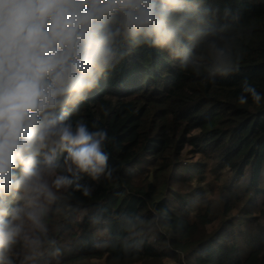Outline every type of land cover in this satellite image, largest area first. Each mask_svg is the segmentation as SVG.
<instances>
[{"label": "trees", "instance_id": "trees-1", "mask_svg": "<svg viewBox=\"0 0 264 264\" xmlns=\"http://www.w3.org/2000/svg\"><path fill=\"white\" fill-rule=\"evenodd\" d=\"M201 8L182 56L122 41L115 67L69 107L74 126L107 131V167L56 193L44 245L27 264H264V99H237L245 79L264 95V0ZM212 42L230 50L238 72L208 74ZM206 173L222 182L215 205L201 186ZM232 197L238 206L220 208Z\"/></svg>", "mask_w": 264, "mask_h": 264}, {"label": "clouds", "instance_id": "clouds-1", "mask_svg": "<svg viewBox=\"0 0 264 264\" xmlns=\"http://www.w3.org/2000/svg\"><path fill=\"white\" fill-rule=\"evenodd\" d=\"M201 3L0 0V264L34 259L56 193L82 187V173L98 180L105 172L107 131H90L84 122L74 126L69 107L115 67L122 41L151 43L182 56L185 38L205 20ZM210 47V76L239 71L230 50L215 42ZM249 97L256 104L264 99L245 79L238 103ZM16 244L28 250L22 259Z\"/></svg>", "mask_w": 264, "mask_h": 264}, {"label": "rangeland", "instance_id": "rangeland-1", "mask_svg": "<svg viewBox=\"0 0 264 264\" xmlns=\"http://www.w3.org/2000/svg\"><path fill=\"white\" fill-rule=\"evenodd\" d=\"M209 151V149L207 150ZM191 155L189 154L188 152V156ZM221 181L220 180H216L215 177L211 176L210 174L206 173L203 177V181H202V184L201 186L204 187L205 191H206V195H205V200L206 202H208L210 205H215L218 201H219V194H220V191H219V187L221 185ZM236 187V186H235ZM238 188V187H237ZM240 189V188H239ZM241 190V189H240ZM227 197H231V196H227ZM240 201L241 200V196L238 197ZM229 199V200H228ZM234 197H232L231 199L230 198H227V200H224V199H221V202H220V208H223L224 205H227L228 207L231 206V204H234L235 206H238V201L235 202L234 201ZM216 202V203H214ZM214 203V204H213ZM255 217H256V221L255 222H260L262 216L260 217V214L259 213H256L255 214ZM222 218H220L219 214L217 216V219L215 220L214 223H212V226L210 227L213 228L215 227V225H217V223L221 220ZM258 219V220H257ZM264 221V219H263ZM255 222L253 221L252 223V220L249 221L247 223V226L249 228V232L251 235L249 236H252L254 237V227H255ZM27 226V224L25 225V227ZM26 229V228H25ZM249 236H246L245 235V241H242L239 244V247L240 249H245L247 247H245L244 245L246 244V242L248 241L249 242ZM97 240L99 241H102L103 239H105V235H101V234H98L97 235ZM250 243V242H249ZM20 244H17L16 245V248H15V252H19L20 250H24V247L22 246V244L19 246ZM251 245V244H250ZM16 264H20V262H18V260H16ZM91 264H101L100 262H92Z\"/></svg>", "mask_w": 264, "mask_h": 264}]
</instances>
